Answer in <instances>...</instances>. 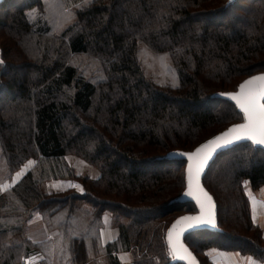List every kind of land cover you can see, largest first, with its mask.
<instances>
[{"label": "trees", "instance_id": "trees-1", "mask_svg": "<svg viewBox=\"0 0 264 264\" xmlns=\"http://www.w3.org/2000/svg\"><path fill=\"white\" fill-rule=\"evenodd\" d=\"M63 1L78 9L57 34L45 0L0 3V264L35 253L40 264H122L120 252L133 264H188L171 261L168 232L180 211L198 208L178 201L186 161L171 156L245 121L223 95L264 73V0ZM141 46L169 57L175 83L145 74ZM80 56L95 79L74 65ZM30 160L36 165L4 195V180ZM202 182L217 230L184 237L200 264H211L213 250L264 264V231L245 186L264 187V148L248 140L220 153ZM7 208L17 213L10 228L1 224ZM35 214L55 233L50 240L27 235ZM105 214L119 231L108 244Z\"/></svg>", "mask_w": 264, "mask_h": 264}, {"label": "rangeland", "instance_id": "rangeland-1", "mask_svg": "<svg viewBox=\"0 0 264 264\" xmlns=\"http://www.w3.org/2000/svg\"><path fill=\"white\" fill-rule=\"evenodd\" d=\"M67 2L73 3L74 0H67ZM44 4H45V9H46V18L53 32H55L56 34L61 32L62 29H64L67 25H69L72 22L73 12H75L78 9V8L72 9L73 10L72 12L71 10H69V7L67 8L65 6L63 0H45ZM71 7L72 6H70V8ZM35 13H36V10H35ZM139 60H140L141 66L145 74L150 79L154 80L156 83L160 82L161 84H166V83L173 84L176 82L175 71L171 65V62L168 56L156 54L151 49L147 48L146 46H141L140 52H139ZM73 63L74 65L78 67L79 70L85 71V74L89 76L90 79H95V74L92 71L93 63L88 57L86 56H83V57L80 56L78 58L76 57L73 59ZM67 160H68V164L73 167L74 166L81 167L83 164L79 161L76 163V160L70 156L67 158ZM35 165H36V161L30 160L22 168V170L17 172L19 173V175L15 173L13 178H11L10 180L8 179L4 180L3 194L6 196L9 195L10 188L13 187V185L17 181H19L30 168H33ZM4 170H5V167L2 171L4 172V177H6L8 171L7 170L4 171ZM85 170H87V173H89L88 167ZM245 186H247V184ZM8 202H7L9 206L8 208L13 207L14 199L10 198ZM17 207L18 205L15 208ZM8 208L4 210L5 212H9L7 215V218L3 219L1 224L5 227L10 228L11 226H13L14 222L16 221L15 215L17 213H15V215L14 214L12 215L11 210ZM187 214H189L187 213V211L182 210L177 214V216H183ZM111 221H112V225L114 226L112 218H111ZM114 228L117 230V235H118L117 237H119L118 228L116 226H114ZM26 231H27V235L29 236V238L34 242H38V241L45 240V239L50 240L51 235L53 236V234H55V233H50L47 231L44 225V222L42 221V218L39 214H35L31 219L28 220ZM116 256L120 258V261L122 262V264H133L134 260L132 258V254L129 252H120V253H117ZM169 256L172 262L176 261V254L171 253L170 250H169ZM200 256L203 260L207 258V256H204L202 254ZM26 259H28L29 264H40L43 261V256L41 253H35L31 257L24 258L23 264H25ZM208 259L209 258H207L208 263H211V264L218 263L217 261L218 257L216 256H213V258L210 257L209 260Z\"/></svg>", "mask_w": 264, "mask_h": 264}, {"label": "snow or ice", "instance_id": "snow-or-ice-1", "mask_svg": "<svg viewBox=\"0 0 264 264\" xmlns=\"http://www.w3.org/2000/svg\"><path fill=\"white\" fill-rule=\"evenodd\" d=\"M232 0H229L231 3ZM0 63H3L0 60ZM243 110L246 122L243 124L234 125L226 132L221 133L213 140L208 141L195 153H188L191 163L188 167V185L189 195L197 192V201L201 207V216L197 217H182L173 225V231L169 233V243L174 254L183 253L182 259H189L190 264H195L194 258H191V253L179 242L180 233L183 231V226L187 222V226H191L192 222L200 223L207 222L214 224V204L211 197L203 191L199 185L198 177L207 162L210 154L221 143L229 144L234 140L248 138L255 143L264 144V74L253 76L240 85L238 93H229ZM19 175V173H17ZM247 184V182H245ZM255 203V201H254ZM179 228V231L177 229ZM175 232V239L173 238Z\"/></svg>", "mask_w": 264, "mask_h": 264}, {"label": "water", "instance_id": "water-1", "mask_svg": "<svg viewBox=\"0 0 264 264\" xmlns=\"http://www.w3.org/2000/svg\"><path fill=\"white\" fill-rule=\"evenodd\" d=\"M2 1H4V0H0V3H1ZM261 74H264V73H261ZM261 74H257V75H261ZM257 75H253V76H257ZM253 76H251V77H253ZM251 77H248L247 79H245L241 84H243L246 80L250 79ZM241 84H240V85H241ZM240 85H239V87H238V90H237L236 92H233V93H238V92L240 91ZM223 97L226 98V99H229V100H231V101H233V102L236 103V101H235L234 99H232V97H231L230 95H228V94H224ZM262 102H264V101H262ZM236 104H237V103H236ZM237 105H238V104H237ZM238 107H239V105H238ZM239 109L243 112V110H242L240 107H239ZM243 113H244V112H243ZM245 122H246V120H245L243 123H245ZM243 123H240V124H243ZM233 126H234V125H233ZM233 126H231L230 128H232ZM230 128H229V129H230ZM227 130H228V129H227ZM227 130H226V131H227ZM226 131H224V132H226ZM219 135H220V134H219ZM219 135H218V136H219ZM216 137H217V136H216ZM214 138H215V137H214ZM214 138H213V139H214ZM213 139H211V140H213ZM211 140H210V141H211ZM248 140H250V139H248V138H242V139H239V140H234V141H232V142L229 143V144H223V143H221V145H220L219 147H216V148L214 149V151H212V153L210 154V156H209L207 162L204 164L202 171H201L200 174H199V177H198L199 185H200V187L203 189V191L206 192V193L211 197V200H212V202H213V204H214V209H213V212H214V217H213V218H214V221L216 220V203H215V200H214L213 196H212V195L207 191V189L204 187L203 182H202V176H203L204 172L206 171V169L208 168V166H209V165L213 162V160L216 158L217 155H219L220 153H222V152H224V151H226V150H229V149L235 147L236 145H238V144H240V143H242V142L248 141ZM206 143H208V142H206ZM206 143H204V144H202V145H205ZM202 145H200L197 149L201 148ZM256 145L264 148V144L256 143ZM197 149H195V150L192 151V152H185V153H182V152H181V153H175V154H173V155L171 156V158H178V159H180V160H184V161H186L187 188H186V191H185L184 195H183L181 198H179L178 201H181V202L193 201V202H195V204H196V206H197V208H198V211H197L196 213H193V214H191V215H187V216H184V217H189V216H191V217H197V216H201V207H200V204H199L198 201H197V194H198V193L194 191L193 195H189V194H188V193H189V185H188V167H189V163H191L192 161H190L189 156H188L187 154H188V153H195ZM181 218H182V217L178 218V219L173 223V225H175L176 222H177L178 220H180ZM215 223H216V222H215ZM211 224H212V223H207V222H200V223L192 222V225L189 227V226H187V222H186L185 225L183 226V231L180 233V236H179V242L182 243L183 246L188 250V252L191 253V258H194L195 264H200V262H199L198 258L196 257V255H195V254L191 251V249L185 244V242H184V237H185L186 233H188V232H190V231H192V230L201 229V228H208V229H211V230L215 229V228H213V227L210 226ZM173 225L171 226V228H170V230H169V232H168V243H169V233H170L171 231H173ZM177 231H179V228L177 229ZM173 238L175 239V232H173ZM180 254H181V255H184L183 253H180ZM178 261H183V262H186V263L190 264V260H189V259H182V258H180ZM26 264H29V261H28V260L26 261Z\"/></svg>", "mask_w": 264, "mask_h": 264}, {"label": "crops", "instance_id": "crops-1", "mask_svg": "<svg viewBox=\"0 0 264 264\" xmlns=\"http://www.w3.org/2000/svg\"><path fill=\"white\" fill-rule=\"evenodd\" d=\"M247 193L250 197L251 202V212L253 214V217L256 221V223L262 228L264 231V187L253 190L249 184L246 186ZM255 201V203H254ZM193 213L187 214L191 215ZM183 215L181 217L187 216ZM211 227L215 228L213 230H217L216 223L211 224ZM117 230L112 225V221L109 215H105L103 219V228L101 230V240L104 244L112 243L114 242L117 237ZM169 250L171 253H173V249L169 243ZM117 254V253H116ZM174 254V253H173ZM181 254H176V261H178L181 258ZM213 256L218 257L217 264H259L255 262L253 259L249 258L248 256H244L238 252H232V253H225L223 251H211L210 257L213 258ZM220 260V261H219Z\"/></svg>", "mask_w": 264, "mask_h": 264}]
</instances>
